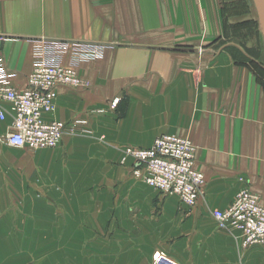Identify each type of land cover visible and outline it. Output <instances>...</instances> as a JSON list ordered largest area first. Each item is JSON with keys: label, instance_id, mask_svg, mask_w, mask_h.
Masks as SVG:
<instances>
[{"label": "crops", "instance_id": "crops-1", "mask_svg": "<svg viewBox=\"0 0 264 264\" xmlns=\"http://www.w3.org/2000/svg\"><path fill=\"white\" fill-rule=\"evenodd\" d=\"M224 20L220 0H0V59L17 87L37 41L107 44L77 68L89 86H58L47 115L89 130L68 133L48 169L16 170L0 155V189L22 188L0 196V228L69 224L40 238L58 242L52 264H151L156 250L181 264H264V244L244 247L214 216L246 188L264 205V35L241 42ZM0 108L3 143L13 116ZM162 133L197 146L205 183L194 207L148 185L125 156Z\"/></svg>", "mask_w": 264, "mask_h": 264}, {"label": "built area", "instance_id": "built-area-1", "mask_svg": "<svg viewBox=\"0 0 264 264\" xmlns=\"http://www.w3.org/2000/svg\"><path fill=\"white\" fill-rule=\"evenodd\" d=\"M102 47L105 46L79 40L37 41L33 68L23 88L12 84L11 75L0 59V101L10 104L13 116L4 142L18 148H55L68 133L81 131L83 120L67 123L48 119L47 115L56 108L58 86H89V81L78 74L77 68L85 60L97 57ZM118 102L119 98L113 102V107ZM0 116L6 117L3 108H0ZM124 152L134 157L135 174L148 185L165 194L179 195L190 207L197 204L205 175L197 168V146L190 138L162 133L151 147H131ZM214 216L222 228L241 236L246 246L264 244V205L260 196L250 189L239 191L235 200L226 208L216 210ZM151 264L181 263L165 251L156 250Z\"/></svg>", "mask_w": 264, "mask_h": 264}, {"label": "rangeland", "instance_id": "rangeland-1", "mask_svg": "<svg viewBox=\"0 0 264 264\" xmlns=\"http://www.w3.org/2000/svg\"><path fill=\"white\" fill-rule=\"evenodd\" d=\"M221 6L223 8V15L225 18L226 32L230 37L237 38V40L256 44L258 40V32L261 31V25L259 21V15L257 8L255 6L254 0H220ZM232 38V39H233ZM75 41V40H71ZM83 41V40H81ZM88 42V41H83ZM100 44L102 47L100 54L97 57L85 60L84 62H89L93 60H98L104 57L107 44L102 42H89ZM79 67V66H78ZM119 97L113 99V102ZM120 100V98H119ZM112 102V108H113ZM119 103V102H118ZM117 103V104H118ZM116 107V106H115ZM82 131H88V128H81ZM77 132V134H79ZM157 137V136H156ZM155 137V138H156ZM149 146H128L126 148H149ZM125 148V149H126ZM124 149V151H125ZM61 145L57 148H40V149H29V148H18L7 145L5 142L0 143V155L3 158L10 157L13 159V167L16 170H32L36 169H48V164L50 160L54 158H59V154L63 153ZM125 153V152H124ZM127 158L132 159L133 168H136V161L134 157L125 154ZM67 161V160H66ZM66 161H63L66 164ZM68 163V161H67ZM4 160H0V168H6ZM68 167V166H67ZM43 171V170H42ZM43 173V172H42ZM44 174V173H43ZM144 181V180H143ZM145 182V181H144ZM0 196L5 197L6 193L10 194L11 199H19L17 197L21 196L22 188L19 185L5 189L4 187L0 189ZM8 194V195H9ZM14 194L15 198H11ZM13 211V216L16 218L21 215V211ZM30 217H37L36 214H30ZM64 221L68 218H64ZM69 229V224H52L47 226H41L37 224H31L29 226L22 224L7 225L6 227L0 228V264H52L56 256L57 247L54 248V244L58 242L50 241L49 239L40 240V238L45 234L47 237H53L55 231H60L64 234L66 230ZM78 246L81 243L77 242ZM84 243L78 248V255L80 257L81 249H84ZM244 247L246 246L243 242ZM64 246L69 245V241L62 242ZM69 248V246L67 247Z\"/></svg>", "mask_w": 264, "mask_h": 264}, {"label": "water", "instance_id": "water-1", "mask_svg": "<svg viewBox=\"0 0 264 264\" xmlns=\"http://www.w3.org/2000/svg\"><path fill=\"white\" fill-rule=\"evenodd\" d=\"M254 3L258 11L259 21L264 35V0H254Z\"/></svg>", "mask_w": 264, "mask_h": 264}]
</instances>
